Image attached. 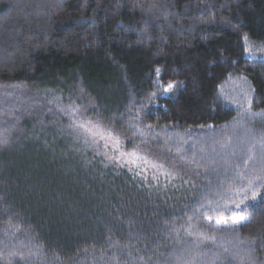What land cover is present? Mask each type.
Instances as JSON below:
<instances>
[{"label": "trees", "instance_id": "1", "mask_svg": "<svg viewBox=\"0 0 264 264\" xmlns=\"http://www.w3.org/2000/svg\"><path fill=\"white\" fill-rule=\"evenodd\" d=\"M254 192L264 0H0V264H264Z\"/></svg>", "mask_w": 264, "mask_h": 264}, {"label": "snow or ice", "instance_id": "2", "mask_svg": "<svg viewBox=\"0 0 264 264\" xmlns=\"http://www.w3.org/2000/svg\"><path fill=\"white\" fill-rule=\"evenodd\" d=\"M157 73H159V69L156 70ZM177 85H175L174 83H168L167 87H163L162 85H160V87L162 88V91L159 93V95L161 97L166 96L167 94H170L174 88ZM153 97L157 96L156 93L152 94ZM81 127H83V125H81ZM111 135V134H109ZM101 139H104L105 137L101 136ZM116 143H119L118 140H116ZM123 155V154H122ZM133 156V160L132 162L135 163L136 159H139V157L137 156L136 153H132L131 154ZM261 180V176L257 175L255 177V181H248L249 186H251L254 182H259ZM243 194L244 199L239 200V202L233 201L232 207H234L236 210H244L247 207L250 206L249 203V198L247 195V189H241L240 192L237 193V195ZM257 201H264V192H254L251 196V203H255ZM227 207V206H226ZM211 220V218H209V221ZM247 220H249L248 217H244V216H238V217H234L231 218V223L229 224V220L228 219H217L216 220V227L219 228L221 225H226L228 227H235V226H239L242 223L246 222Z\"/></svg>", "mask_w": 264, "mask_h": 264}, {"label": "rangeland", "instance_id": "3", "mask_svg": "<svg viewBox=\"0 0 264 264\" xmlns=\"http://www.w3.org/2000/svg\"><path fill=\"white\" fill-rule=\"evenodd\" d=\"M108 137H110V139H108L107 142H105L107 145L111 144L113 142V139H115V138H113L112 135H109V134H108L107 138ZM232 218H234V217H232ZM228 220H229V224H230L231 223V218L228 219ZM215 222H216V220L215 221L210 220V224L213 225L215 228H217ZM235 227H237V226H235ZM221 228H234V227H228L226 225H221L218 229H221Z\"/></svg>", "mask_w": 264, "mask_h": 264}]
</instances>
